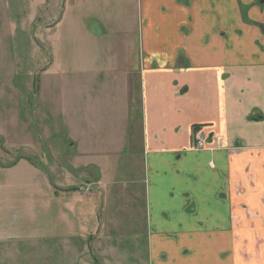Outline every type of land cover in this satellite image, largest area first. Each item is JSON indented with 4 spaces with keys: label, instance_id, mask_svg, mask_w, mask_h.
I'll return each mask as SVG.
<instances>
[{
    "label": "crops",
    "instance_id": "1",
    "mask_svg": "<svg viewBox=\"0 0 264 264\" xmlns=\"http://www.w3.org/2000/svg\"><path fill=\"white\" fill-rule=\"evenodd\" d=\"M66 2L69 28L58 44L66 59L60 71L65 111L122 114L110 122L123 138L118 151L107 146L95 153L88 140L74 138L70 148L88 169L137 137L148 264H264V0ZM58 46H49L45 72L59 66ZM107 82L114 84V101L106 100ZM92 92L95 105L81 107ZM199 132L208 136L205 147H197ZM44 157L53 164L47 150ZM101 173L86 181L85 198L92 200L93 185L106 182ZM66 192L60 188L54 196ZM86 260L67 248L39 261Z\"/></svg>",
    "mask_w": 264,
    "mask_h": 264
},
{
    "label": "rangeland",
    "instance_id": "2",
    "mask_svg": "<svg viewBox=\"0 0 264 264\" xmlns=\"http://www.w3.org/2000/svg\"><path fill=\"white\" fill-rule=\"evenodd\" d=\"M69 6L65 0H0V264H48L39 260L63 255L67 248L74 257L85 255L88 264H93L91 254L104 264H148L143 158L137 137L133 141L131 135L121 154L101 157L88 169L77 163V149L70 148L74 138L79 143L88 140L95 153L118 151L123 138L110 122L122 114L76 117L65 111L60 71L66 59L58 44L69 28ZM54 43L59 66L45 72ZM85 96L81 107L94 103L95 93ZM132 96L138 107L140 96ZM105 97L114 101L112 82L106 84ZM133 126L129 122L130 133L137 131ZM45 149L53 164L44 157ZM101 172L107 174L104 186L93 185V199L85 198L86 181L93 175L98 179ZM60 188L67 192L54 196ZM74 188L82 190L72 194ZM97 200L99 207H90ZM93 233L96 241L90 243Z\"/></svg>",
    "mask_w": 264,
    "mask_h": 264
},
{
    "label": "built area",
    "instance_id": "3",
    "mask_svg": "<svg viewBox=\"0 0 264 264\" xmlns=\"http://www.w3.org/2000/svg\"><path fill=\"white\" fill-rule=\"evenodd\" d=\"M208 137L204 135L203 133L199 132L196 135L195 142L197 144V147H205L207 145Z\"/></svg>",
    "mask_w": 264,
    "mask_h": 264
},
{
    "label": "flooded vegetation",
    "instance_id": "4",
    "mask_svg": "<svg viewBox=\"0 0 264 264\" xmlns=\"http://www.w3.org/2000/svg\"><path fill=\"white\" fill-rule=\"evenodd\" d=\"M208 137V136H207Z\"/></svg>",
    "mask_w": 264,
    "mask_h": 264
}]
</instances>
